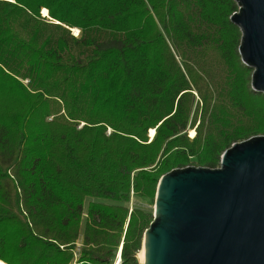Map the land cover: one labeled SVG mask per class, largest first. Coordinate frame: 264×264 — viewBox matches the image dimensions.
Segmentation results:
<instances>
[{
    "label": "trees",
    "instance_id": "1",
    "mask_svg": "<svg viewBox=\"0 0 264 264\" xmlns=\"http://www.w3.org/2000/svg\"><path fill=\"white\" fill-rule=\"evenodd\" d=\"M236 10L0 0V264H139L153 215L131 196L154 200L166 172L216 168L264 135Z\"/></svg>",
    "mask_w": 264,
    "mask_h": 264
},
{
    "label": "water",
    "instance_id": "2",
    "mask_svg": "<svg viewBox=\"0 0 264 264\" xmlns=\"http://www.w3.org/2000/svg\"><path fill=\"white\" fill-rule=\"evenodd\" d=\"M235 2L238 53L251 89L264 94V0ZM152 215L142 264H264V135L231 144L216 168L163 174Z\"/></svg>",
    "mask_w": 264,
    "mask_h": 264
},
{
    "label": "rangeland",
    "instance_id": "3",
    "mask_svg": "<svg viewBox=\"0 0 264 264\" xmlns=\"http://www.w3.org/2000/svg\"><path fill=\"white\" fill-rule=\"evenodd\" d=\"M43 13V11H41V15H43L42 14ZM46 17H47V13H46ZM48 18V17H47ZM49 19V18H48ZM75 29V28H74ZM72 31H73V29H72ZM73 33H75L74 31H73ZM148 136H149V130H148ZM188 134L190 135V136H192L193 134H194V129H189V131H188ZM150 139H152V137H150L149 136V140ZM194 162V161H193ZM188 166H196V165H188ZM219 166V165H218ZM217 166V167H218ZM196 167H199V166H196ZM90 201V199H88V198H86L85 199V202H84V211H86L87 210V203ZM127 206L128 207H130V208H134V207H137V208H140V209H143V210H146V211H150L152 214H153V208H154V200H152V199H149V198H139V197H133V196H131V199H130V201L127 203ZM84 220H85V215L83 216V219H82V225H81V230H82V228H83V224H84ZM81 233H82V231H81ZM81 233H80V238H79V240H78V243H77V245L78 246H80V243H81ZM142 250V249H141ZM140 250V251H141ZM139 251V252H140ZM138 255H139V253H137ZM120 252H118L117 253V255H116V262H118L119 261V259H120ZM137 260L140 262V260H139V256H137Z\"/></svg>",
    "mask_w": 264,
    "mask_h": 264
},
{
    "label": "bare ground",
    "instance_id": "4",
    "mask_svg": "<svg viewBox=\"0 0 264 264\" xmlns=\"http://www.w3.org/2000/svg\"><path fill=\"white\" fill-rule=\"evenodd\" d=\"M139 260H140V264H142V262H143V250H141L140 252H139ZM3 261H1L0 260V263H2ZM3 264H6L5 262L3 263Z\"/></svg>",
    "mask_w": 264,
    "mask_h": 264
},
{
    "label": "built area",
    "instance_id": "5",
    "mask_svg": "<svg viewBox=\"0 0 264 264\" xmlns=\"http://www.w3.org/2000/svg\"><path fill=\"white\" fill-rule=\"evenodd\" d=\"M73 32V31H72ZM75 36L78 34V30H77V32L76 33H73Z\"/></svg>",
    "mask_w": 264,
    "mask_h": 264
}]
</instances>
